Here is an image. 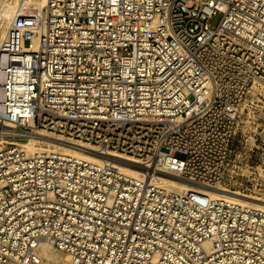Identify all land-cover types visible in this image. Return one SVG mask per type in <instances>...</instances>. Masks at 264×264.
<instances>
[{
	"label": "built area",
	"instance_id": "built-area-1",
	"mask_svg": "<svg viewBox=\"0 0 264 264\" xmlns=\"http://www.w3.org/2000/svg\"><path fill=\"white\" fill-rule=\"evenodd\" d=\"M9 7L0 264H55L45 247L67 264H264V208L166 178L222 186L244 99L264 86V0Z\"/></svg>",
	"mask_w": 264,
	"mask_h": 264
},
{
	"label": "rangeland",
	"instance_id": "rangeland-1",
	"mask_svg": "<svg viewBox=\"0 0 264 264\" xmlns=\"http://www.w3.org/2000/svg\"><path fill=\"white\" fill-rule=\"evenodd\" d=\"M8 2L10 0H0V10L8 9ZM221 19V14L215 15L211 23L218 25ZM175 180L191 187L264 204V86H254L244 99L222 186L212 189L186 183L179 178Z\"/></svg>",
	"mask_w": 264,
	"mask_h": 264
},
{
	"label": "bare ground",
	"instance_id": "bare-ground-1",
	"mask_svg": "<svg viewBox=\"0 0 264 264\" xmlns=\"http://www.w3.org/2000/svg\"><path fill=\"white\" fill-rule=\"evenodd\" d=\"M45 2V0H40V5H42L43 3ZM9 3V2H8ZM14 9L9 7L8 9H1L0 10V29H1V26L2 29H6L9 25V22H10V18H11V15L13 13ZM2 34V33H1ZM1 34H0V38H1ZM57 146L56 148L62 150V151H65V152H68V153H72L73 155L77 156V157H80V158H84V159H87V160H91V161H103V160H106L105 158L91 152V151H88V150H84V149H75L73 147H69V146H66V145H61V144H58V143H55ZM31 150H34V147L31 146ZM122 164L123 167L127 168L128 170H130V172L135 175V176H138V177H141L142 176V172L143 170L139 167V166H136L135 164H131L130 162H120ZM167 180H169L171 183H173L174 185L178 186V187H181V188H184V189H188V188H194V187H191L190 185H186V184H180L179 182H177L175 180V177H171V176H167L166 177ZM181 179V178H179ZM183 180V179H181ZM185 181V180H183ZM186 183H190L188 181H185ZM190 184H193V183H190ZM196 185V184H194ZM197 186H201V185H197ZM206 187V186H204ZM197 189H200V188H197ZM206 193H208L209 195L213 196V197H216V198H224V199H228V200H235V201H239V202H246V203H249V204H252L254 206H257V207H261V208H264V204H260V203H257L255 201H249L245 198H240V197H235V196H232V195H224L223 193L221 192H216V191H211V190H203V189H200ZM221 191H225V190H221ZM42 254L49 260V261H52L53 263L55 264H58L59 262H63L65 264L68 263L69 261V258L66 257V256H62L61 254H59L58 252L54 251V250H51L49 247H45L42 251Z\"/></svg>",
	"mask_w": 264,
	"mask_h": 264
}]
</instances>
